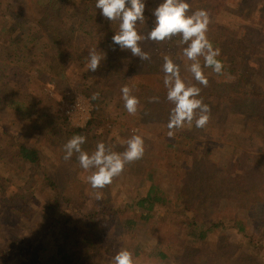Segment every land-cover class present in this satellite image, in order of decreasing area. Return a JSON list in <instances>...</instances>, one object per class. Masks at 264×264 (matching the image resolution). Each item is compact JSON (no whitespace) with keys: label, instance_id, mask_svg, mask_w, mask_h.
Segmentation results:
<instances>
[{"label":"rangeland","instance_id":"obj_1","mask_svg":"<svg viewBox=\"0 0 264 264\" xmlns=\"http://www.w3.org/2000/svg\"><path fill=\"white\" fill-rule=\"evenodd\" d=\"M52 1L33 6L31 0H0V24L2 23L3 26L2 21H5L6 28V31L0 29V61L11 54L10 58L16 62L14 42L11 43L9 39L23 29V23L42 28L43 24L52 23L62 15L57 5L63 0ZM142 2L145 4L143 19L137 20L134 27L141 37L138 46L150 57L144 68L148 70L149 75L161 77L164 55L172 51L174 53L172 55L175 56L168 58L179 67L180 73H191L190 65L194 61H189L183 55V49L187 44L182 42V35L176 34L164 41L156 42L149 39L146 34L148 29L152 31L156 26L154 12L164 0H142ZM186 2L190 5L189 15L198 9L208 12L210 23L207 37L213 48L219 49L220 56L227 61L226 70L222 75H217L212 69H210L212 72L203 69L208 84L209 80L215 77L219 87L222 88L223 85L236 80L243 84L246 77L248 84L243 85L245 91L250 89L251 83L264 90V0H186ZM130 6L129 3L125 5L126 8ZM23 7L32 14L28 17L20 15L23 10L19 9ZM72 10H80L83 15L85 14L84 9L77 3ZM95 10L93 15L95 20L90 21L84 30L89 32L96 29L99 35L95 37L112 45L111 49L105 47L108 44L103 46L105 52L101 57V61L106 63L108 69L99 65L93 77L98 93L105 95L104 117L96 119L93 117L91 98L87 96L88 92L83 87V84L92 85L93 81L85 79L82 74L84 70L88 71V68L81 66L76 59L69 66L63 84L57 86L47 81L42 85H38V82L30 83V94L37 95V98L32 100L36 101L39 98L41 102L29 119L21 118L23 110L19 112L4 102L0 103V185L3 188L0 191V264H67L68 261L77 259L85 260V263H89L90 260L93 264H113V257L108 254V248L104 247L103 243L105 242L106 246L116 254L133 244L129 243L124 235L113 237L112 235L115 234L112 233L104 241H97L96 229L91 228V222L83 223L81 216L98 209L104 200L117 202L120 200L116 199L117 194L124 197L131 193L139 178L143 176L141 172L149 161L157 167V179L161 180L163 187L166 185L168 192L165 194L168 197L174 196L178 188L184 185L185 190L192 195L200 196L198 204L195 205L196 210H188L186 216L194 217L199 221L211 219L216 221L217 213L220 218L228 215L235 218L242 217L246 220L249 231L264 232V135L258 133H264V94L256 91L252 96L254 98L242 99L237 104H233L234 106L229 110H226V105L227 101L232 103L227 97L230 91L224 93V102L219 103L218 106L214 107L209 103L211 109L209 122L204 129L196 128L193 131L191 128L192 133H190L193 143L207 144V147L199 156L194 151L195 156H193L192 145H189L185 149L188 155H183V161L175 167L178 170L177 176L169 177L170 173L167 171L173 164V157L159 148L166 147L169 142L175 143L182 133L185 134L190 130V127H186L187 123H185L181 130H174L173 138L168 137L166 119L174 108V103L168 99L162 100L161 104H158L161 100L153 103L149 107L151 109H148L150 112L145 113V110H142L143 104H140L135 115H129L127 111L123 113L125 108L123 102H119L120 89L127 85L131 92L139 93V90L130 87L135 83V79L130 76L141 58L134 56L130 49H121L113 42V36L119 34L121 19L109 20L102 15L101 9L95 7ZM41 35H43L42 31ZM83 35L74 37L76 46L85 42L79 40ZM173 38L178 41L175 50L172 46L166 47L167 42ZM92 41L98 43L97 39ZM85 44L80 47H84ZM170 44L172 45V41ZM4 47L9 51L5 52ZM39 52L43 53L45 49H40ZM201 58H198L200 63ZM30 73L33 78H38L36 70L33 69ZM190 76L195 80L193 74ZM181 79L186 84V79ZM195 86L206 88L198 82ZM241 89L239 87L230 93L233 97L240 95L243 93ZM148 92V96H155V89ZM78 96L89 99V109L86 111L81 105L80 113L69 114L66 110ZM134 96L137 97V94ZM208 100L211 101L213 98ZM139 113H145L144 115L150 118L165 114V120L157 122L150 118L139 120L137 119ZM56 114L66 117V121L72 126H85L88 122H92L89 138H86V142L81 146L82 150L89 154L95 150L97 142H104L107 151L122 153L127 148V139L132 135H140L144 140L146 151L143 158H148L146 164L140 163L141 170H135L137 164H134L132 170L126 168L128 167L126 164L123 172L115 177L110 185L98 190L102 199L97 201L93 189L86 180L90 172L79 166L78 153L74 152L68 161L63 159L65 154L63 146L68 139L59 136L53 140V143L58 144L50 148V150L54 148L59 156L55 155V152L53 154L44 152L45 160L40 167V173H36L35 166L17 156L15 145L33 144L45 139L44 135L53 132L57 127L56 123H49V118ZM76 121L80 124H72ZM151 148L153 153L145 156ZM55 166L61 173L57 175L55 182L60 189L73 195L70 202H74L81 193L85 194V198L78 202L75 209L69 208L68 217L58 229V232L69 236V240L73 243L72 247L68 245L56 248L57 245L61 246V243L56 241L55 233L52 229V232L45 230L46 224H51L52 216L50 215L46 220L47 209L42 207L51 204L53 187H48L49 183L43 179L53 172ZM146 185L140 182L137 186L142 190ZM82 188H85L84 192H78ZM20 193L24 197L32 195L33 199L25 198L23 203L14 200L15 195ZM15 207L19 208L14 209ZM54 208L62 210L63 207ZM23 210L27 212L23 213ZM178 211H183V208ZM169 219L170 216L155 217L144 227L135 229L137 234L134 244L137 241L141 243L143 249L150 255L142 259L133 257L134 264H252L251 255L247 259L242 256L240 237L235 232L229 229L218 231L212 235L207 244L191 248L189 246L192 242L186 239L182 231H178L180 230L178 222ZM224 224L227 225V222ZM69 232L72 234L67 235ZM147 235L151 237L147 238ZM85 239L89 241V245L80 246L78 243ZM10 245L13 246L7 251ZM159 245L170 246L167 250L168 256L163 260L158 255V251L154 250V247ZM89 246L92 247L87 248ZM5 247L7 248L2 251ZM70 264L74 263L70 262Z\"/></svg>","mask_w":264,"mask_h":264},{"label":"trees","instance_id":"obj_2","mask_svg":"<svg viewBox=\"0 0 264 264\" xmlns=\"http://www.w3.org/2000/svg\"><path fill=\"white\" fill-rule=\"evenodd\" d=\"M45 1L51 0H31V4L35 6L42 4ZM53 1L57 2V0ZM76 3L84 9V15L80 10H72L74 8V4ZM95 5L96 1L94 0H63V2L57 5L62 15L57 18L56 21L52 23L47 22V24L42 25V28L35 27L32 24L23 23V29L19 31V33L15 37L9 39L11 43L14 42L13 48L16 53V62L19 66H15L16 62L10 58L11 54H9L4 60L0 61V103L4 102L8 106L13 107L15 110H19V112L23 110V112L21 111V118L29 119L32 116L33 111L41 102L39 98L36 101L32 100V98L36 99L37 95L33 96L30 94V83L38 82V85H42L44 81H47L57 86L63 84L69 71V66L75 59L81 63V66H87V63L90 59V52L95 51L97 55L103 57L105 52L103 46H105V44H108V46L105 47L108 49L112 48V45L110 43H107L103 41V39L95 37V35H99V33L95 31L96 29H94L93 31L90 30L89 32L87 30H84V28L90 21L95 20V18L93 17L94 13L96 12ZM19 10H23V12H20V15L22 16L28 17L32 14L28 11V9L24 7L20 8ZM154 21H156V19H154ZM2 22L3 26L1 23L0 29L6 31L5 21ZM41 31L43 35H41ZM150 32L151 31L148 29L146 34H148L149 36ZM81 34L84 35L79 40L82 39V41L85 40V42L76 46L74 37H80ZM92 39H97L98 43H94ZM169 41H172V45L170 44V42H167L166 47L172 46L175 50L178 45V41L174 38ZM82 44H85L84 47H80ZM3 49L5 50V52L9 51L7 47H4ZM40 49H45V52L40 53ZM37 52H39V54H36ZM168 54L164 55L165 58L175 56L172 55L174 54L172 53V51H169ZM217 58L223 61L225 71V65L227 62L226 59L221 56ZM100 65H103L105 66L104 68L108 69V66L105 62L100 61ZM144 65L147 66V60L137 61L136 66L133 69V73H131L130 76L135 79V83H132L133 85H130V87H132L133 90H139V93L131 92V94H137L139 105L143 104L142 110H145L146 113L150 112L148 109L151 108L149 107H151L153 103H156L149 102V98L153 96H148V91H153L155 89V96L158 97L159 100H161L160 102H158V104H161L163 102L162 100L167 99L168 89L163 83L166 78L163 69H161L163 75H161V77H158L155 75H149L148 70L144 68ZM201 65H203V57L201 58ZM33 69L36 70L38 74L37 79L33 78L32 74L30 73L31 71H33ZM103 69L99 70L101 71ZM210 69L211 68H204V70L207 71H210ZM96 72L84 70V74H82L85 79H92L93 81L92 85H89V83L83 84V87H85L88 92L87 96H89L90 98L92 97L93 93H98V87H96V85L94 84L93 78L95 77ZM180 75L181 78L186 79V86H195V83L197 81L194 80L192 76H190L192 75V73H180ZM168 78L172 79L171 77ZM217 81L218 80H216L214 77L209 80V84L206 88L201 89L200 97L198 98H201L207 105L211 103L214 107L218 106L219 103L224 102V93H227L228 91L232 92L239 89V87H241V90L243 91V93H241L240 95H234L233 97L230 92L228 93L227 97L229 100H232V103H229V101H227L226 110L232 109V107L240 100L242 101V99L246 100L254 98L252 96L255 95L254 92L256 91L264 94V90L256 87L254 83H251L250 89L245 91V87L243 85L248 84L246 83L248 81L246 77L243 84L238 83V81L236 80L233 83L223 85L222 88L219 87ZM26 92H29V94H26ZM39 93L40 92H38V94ZM103 97H105V95L102 96V93H99L98 99H91L93 105L92 113L95 119L105 116L106 111L104 106L106 104V101L103 99ZM208 98H213V100L207 101ZM219 98H221V100H219ZM119 102H123V100L121 99V94L119 96ZM125 111L126 110L124 109L123 113ZM144 114L139 113L137 119L146 120L150 118ZM49 119V123H56L57 127L53 132L51 131L44 135L45 139L36 141V143L33 144L17 143V145H15L17 156L33 167L35 166L36 173H40V167L42 165V162H44L45 160V158L43 157L44 152L48 154H53L55 152V155L58 154L59 156V153H57L54 148L50 150L52 145L58 144L57 142L53 143L54 139L60 136L65 137L69 140L74 135H83L86 138H89V134L91 133L92 122H88L85 126H72L68 124V122L66 121V117H60L57 114L56 116H52ZM150 119L155 120V122L165 120V114H158L157 116H152V118ZM166 121L168 122V119H166ZM186 127H190V130H188V132H186L185 134L182 133L179 137V140L177 139L173 144H170L171 142H169L166 147L164 146L162 148H159V150L161 149L164 153L173 157V164L167 171L168 173H170L169 177L174 175L177 176L178 170L175 169V167L180 164L181 161H183L182 156L187 154L185 149L189 147V145H192L193 151L191 150V152L193 153V156H195L194 151L196 152L197 156H199L207 147V144L199 145L198 143L192 142V135H190V133H192L191 128L193 129V131L196 129L195 124H187ZM179 130H181V128H179ZM258 133L264 135V133ZM258 133L256 134L258 135ZM16 142H18V140ZM145 144L147 143L145 142ZM152 151L153 148H151V151H149V153L145 156H150V154L153 153ZM205 155H207V152H205ZM147 160L148 158H142L138 161L128 164V167L126 166V168L132 170L135 167L134 164H137L138 166H136L135 170H141L140 163L146 164ZM141 173L143 176L139 178V182L133 187L131 193L127 194L126 196L124 195V197L117 194L115 195L116 199H120L117 202L104 200L102 202L103 204L99 205L100 207L98 209L90 213H84V215L81 216L83 223L91 222V228L96 229L95 234L97 237V241H104L106 237L111 233L116 235L115 236L111 234L113 237H121L122 235H124L129 243L133 245H131L127 249L122 250H128L132 253L133 257H137L136 259H142L143 257L149 256L150 254L143 249L142 244L138 243V241L134 244L136 237L135 235L137 234V231L135 229H137L138 227H144L150 222L151 219H154L155 217L170 216L171 219H169V221H177L180 228V230L178 231H182V233L185 234L186 239L192 242L190 243L189 247L196 248L200 245L207 244L213 234L218 233V231H223L224 229H229L230 231L238 234L240 237V245L242 246L240 252L242 256L247 259L251 255L252 264H257L256 262L264 264V261H262L264 259V232L259 233L258 231L256 233H252L251 231H249L247 222L242 217L235 218L228 215L225 218H220L218 217L219 213H217L216 217L218 219L216 221L215 219H211L208 221H199L194 217L186 216L188 210H196L195 205L199 202V195H192L188 190H185L184 187L186 186L184 185L183 187L178 188V191L176 188L177 192H175L174 196H172L171 198L168 197L165 194L168 192L165 188L166 185H164L163 187L161 180L157 179L158 169L150 161L147 167ZM60 174L61 173L56 170L55 166L53 172H50L43 179V181L49 183V185H47L48 187H53V197L51 200V204H48V206H44L42 208L45 210L47 209L45 212L48 215L46 217V220H48V217L50 215L52 216L50 220L51 224L47 223L45 226V230L51 231L52 229V231L55 233L56 241L61 243V246L57 245L56 248H63L64 246L68 245L70 247L73 246L72 241H70L68 238L69 236H66L62 232H58V229L60 228L64 220L68 217L67 213L69 208H76L78 202L81 199L85 198V194L81 193L74 202H70L73 195H70V192H66L63 189H60V187H58V184L55 182V178H57V175ZM140 182H144L147 184L146 186H144V189L142 188V190H139L137 186ZM41 184L42 183H40V185ZM83 189L85 188L78 190V192H84ZM1 190H3L2 185H0V191ZM25 198L33 199V196L27 195L26 197H24L20 193L15 195L14 200H19L23 203ZM52 205L54 207L58 206L63 208L62 210H57L54 207L50 208L49 206ZM16 208L19 207H15L14 209ZM182 208L183 211H178V209ZM25 212L27 211L23 210V213ZM205 222H207V224ZM224 222H227V225H225ZM229 223H231L232 225H230ZM107 228H109V231H107ZM70 234H72V232H69L67 235ZM149 237L151 236H148L147 238ZM142 243L146 245L144 242ZM78 244L80 246L84 244L89 245V241L85 239ZM13 245H10L9 247L7 246L8 248L5 247L4 249H2V251L6 248L7 251H10V247H12ZM97 245L100 246L99 243H97ZM103 246L108 248V254H111V258H114L116 253H114V251H112L109 246H106L105 242L103 243ZM91 247L92 246H89L87 248ZM168 249H170V246L165 247L163 245H159L157 247H154V250L158 251V255L162 258L161 260L165 259L168 256ZM65 254H69V252H65ZM70 262H73L74 264H93L90 260L89 263H85V260L81 261L80 259L68 261L67 264H70Z\"/></svg>","mask_w":264,"mask_h":264},{"label":"clouds","instance_id":"obj_3","mask_svg":"<svg viewBox=\"0 0 264 264\" xmlns=\"http://www.w3.org/2000/svg\"><path fill=\"white\" fill-rule=\"evenodd\" d=\"M126 3L131 5L130 8L125 7ZM95 6L101 9L102 15L109 20L121 19L119 34L112 38L115 44L121 49H130L132 54L139 56L141 60L150 59L148 53L142 52L138 46L141 37L134 27L137 20L143 19L145 4L142 0H96ZM189 9L190 5L186 0H164L154 12L156 26L149 33V39L160 42L176 34L182 35V42L187 44L183 49V55L189 61H194L190 65V71L200 85L207 87L208 78L203 69L211 68L217 75H222L224 64L217 58L221 54L220 50L214 49L207 37L210 23L208 12L198 9L189 15ZM89 55L87 68L91 72H96L101 57L95 51L90 52ZM199 57H203V65L198 61ZM163 71L166 74L163 83L168 89L167 99L175 105L168 118V137L173 138L174 130L182 128L185 123L192 125L194 121L196 128H204L210 120L211 109L201 98H198L201 88L186 86L181 79L179 67L169 58L164 59ZM120 92L125 110L129 115H135L139 99L131 94L127 85L122 86ZM98 97L99 93H93L91 99L96 100ZM158 100L156 96L149 98L150 103ZM85 142L86 137L83 135L72 136L63 146L65 153L63 159L68 161L74 152L78 153L79 166L90 172L86 180L93 189L97 201L102 199L98 190L110 185L113 179L123 172L126 164L142 159L145 153L144 140L140 135H132L128 138L127 148L122 153L107 151L104 142H97L95 150L89 154L81 148ZM113 264H134L132 253L128 250L119 251L113 258Z\"/></svg>","mask_w":264,"mask_h":264},{"label":"built area","instance_id":"obj_4","mask_svg":"<svg viewBox=\"0 0 264 264\" xmlns=\"http://www.w3.org/2000/svg\"><path fill=\"white\" fill-rule=\"evenodd\" d=\"M89 104L90 101L89 99H87L84 96H78L75 98V100L73 102H71L69 104V109H67L66 111L70 114L75 113L78 114L81 111V105H83V107L86 109V111H88L89 109ZM74 125H78L80 124V122L76 121L75 123H72Z\"/></svg>","mask_w":264,"mask_h":264}]
</instances>
